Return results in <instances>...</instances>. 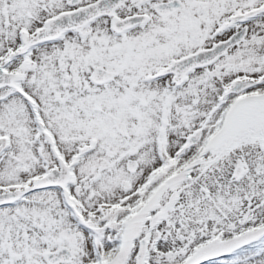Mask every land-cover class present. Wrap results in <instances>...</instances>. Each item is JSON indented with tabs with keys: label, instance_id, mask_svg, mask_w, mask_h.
<instances>
[{
	"label": "snow or ice",
	"instance_id": "obj_1",
	"mask_svg": "<svg viewBox=\"0 0 264 264\" xmlns=\"http://www.w3.org/2000/svg\"><path fill=\"white\" fill-rule=\"evenodd\" d=\"M0 264H264V0H0Z\"/></svg>",
	"mask_w": 264,
	"mask_h": 264
}]
</instances>
